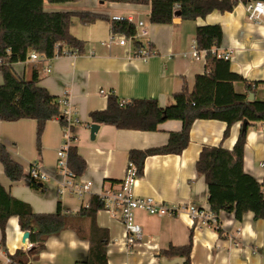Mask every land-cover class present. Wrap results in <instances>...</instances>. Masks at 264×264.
I'll list each match as a JSON object with an SVG mask.
<instances>
[{"label": "crops", "instance_id": "0c3cea01", "mask_svg": "<svg viewBox=\"0 0 264 264\" xmlns=\"http://www.w3.org/2000/svg\"><path fill=\"white\" fill-rule=\"evenodd\" d=\"M252 3L253 0L249 4L240 2L231 12L216 11L196 21H183L176 16L170 25L151 24L150 5L104 4L97 0L44 5L48 13L90 12L109 20L92 24L82 23L77 17L71 20V35L85 42V51L81 55L73 53L13 65L17 75L24 80L31 77L32 68L37 66L41 72L39 87L67 103L65 109L71 111L72 120L79 124L74 136L79 154L87 164L80 179L92 182L91 194L82 198L59 194V184L64 177L57 169V153L65 138L60 121L47 123L39 153L35 120L4 122L0 119V143L25 169V177L11 183L0 163V184L13 197L27 202L35 213L54 214L62 203L64 212L74 216L67 230L47 239L45 250L32 264L84 263L89 254V243L76 232L86 231L83 218L77 216L80 210L90 205L93 196L121 188L128 173L131 151L164 147L171 133L182 130V122L176 120L164 123L157 132L122 130L100 124L92 138L91 125L94 123L89 115L105 110L110 94L123 102L154 99L161 107H168L185 83L192 91L196 77L205 73L206 66V52L194 56L197 28L212 25L223 28L220 53L231 52V70L254 85V99L264 101V17L260 22L248 19L247 7ZM114 18L131 20L136 25L143 22L138 31L145 29L148 33L137 42L127 38L122 45L120 40L124 35L112 33L110 20ZM227 127L220 121H196L191 129L190 143L180 155H156L146 159L144 174L134 185L135 194L171 206L190 204L210 211L208 187L204 177L197 174L196 163L206 146L222 144L233 150L241 123L231 127L230 135L224 139ZM246 143L244 170L262 184L264 124L249 130ZM35 163L50 176L48 182L40 183L44 191L34 189L28 181L30 168ZM96 220L111 237L105 247L109 264H184V258L168 257L164 252L171 246L186 245L191 236V264H264V220H256L251 212L240 222L234 214L222 212L219 220L223 234L220 235L214 227L199 221L191 222L187 215L158 217L136 211L134 222L142 228V237L134 246L127 245L124 224L108 212L99 211ZM7 234L5 245L0 244V264H7V251H26L31 246L29 241L23 242L24 233L15 217L8 222ZM1 238L0 230V241Z\"/></svg>", "mask_w": 264, "mask_h": 264}, {"label": "trees", "instance_id": "16d2710c", "mask_svg": "<svg viewBox=\"0 0 264 264\" xmlns=\"http://www.w3.org/2000/svg\"><path fill=\"white\" fill-rule=\"evenodd\" d=\"M84 0H0V72L3 83L0 84V119L4 122L35 120L37 122V148L41 152V141L49 121L58 120L65 131L72 133L67 150L68 167L77 178H81L87 169L86 161L79 154L74 136L79 125L70 121L65 114V106L57 97L39 87L40 69L32 68L28 80L20 78L14 70L16 63L27 62L30 54L36 53L40 59L51 60L65 51L71 54H83L85 42L70 33L71 20L79 18L82 23L92 24L108 17L90 13L57 12L48 13L44 5L75 3ZM105 3L131 5H150L149 21L153 25H167L173 22L176 13L183 21H196L210 13L231 12L240 3L249 4L250 0H97ZM112 33L134 38L137 25L127 19L110 20ZM223 28L219 25L197 28L195 34L196 50L206 52L205 73L198 75L192 91L185 83L182 90L173 96V104L161 107L154 99H135L122 103L115 95L108 96L107 108L91 112V122L97 125L114 126L122 130L157 132L168 121H181L182 130L170 134L169 142L161 148L145 151L133 150L129 153L137 175L144 174L145 161L150 156L180 155L190 143V133L198 120H213L225 123L228 127L224 139L230 135L231 127L241 123L238 140L229 150L222 144L217 147L206 146L202 149L196 163L199 176L204 177L209 192L211 212L216 216V231L222 235L219 216L222 212L234 214L237 221L247 213H253L256 220H264V182L259 183L244 170L245 145L248 132L257 124H264V101L256 97L255 88L241 75L231 70L230 60L218 58L223 43ZM244 122L247 124L244 126ZM0 163L11 183L25 177L24 168L16 162L5 145L0 143ZM31 187L44 191L39 182L30 181ZM115 184V182H113ZM62 203L54 214L35 213L31 206L13 197L0 184V244L5 245L7 225L10 219L17 218L21 232L29 233L30 248L26 251H7V264H32L45 250L47 239L58 236L67 230L74 216L64 212ZM88 207L80 210L77 216L83 218L86 231L77 234L89 243L87 260L78 264H109L105 247L110 242L108 230L97 224L96 216L104 210L98 196H93ZM190 241L180 247L171 246L164 252L168 257L184 258V264H191L193 247Z\"/></svg>", "mask_w": 264, "mask_h": 264}, {"label": "built area", "instance_id": "2783aa9c", "mask_svg": "<svg viewBox=\"0 0 264 264\" xmlns=\"http://www.w3.org/2000/svg\"><path fill=\"white\" fill-rule=\"evenodd\" d=\"M248 19L252 22H260L264 17V2H254L247 7ZM114 20H122L120 18H114ZM130 22H132L130 20ZM136 25V24H135ZM144 25L143 22L137 24V34L134 38H131V41L137 42L142 37L147 35V30L138 31L139 27ZM114 38L111 37V40ZM127 42L125 36L121 37L120 43L123 45ZM213 53L220 59L229 61L231 59V52L229 53H220V51H213ZM71 53L65 51L63 55L55 56H64L70 55ZM194 56L198 57L199 53L195 48ZM40 57L36 53L30 54V60L37 61ZM125 103V102H122ZM62 104L66 107L68 106L65 101H62ZM65 114L68 116L71 121V111L65 109ZM73 121V120H72ZM72 133L68 130L65 131L64 144L62 148L57 153V169L63 175L64 179L59 184V194L75 196L82 198L85 195L91 194L92 182L83 181L80 178H77L73 172L68 167V156L67 150L71 143ZM264 166V165H263ZM29 171V180L39 183H45L50 180V176L45 172L41 171L38 164H33ZM127 174L125 179L122 182L121 188L119 190H107L102 192L98 197L104 205V210L108 212L113 218L121 221L127 231V245L134 246L138 240L142 237V228L134 222V213L136 211H144L152 216L164 217H183L187 215L191 222H201L206 224L208 227H218V221L213 212L201 210L190 204L171 206L165 204L164 202L157 201L150 197H141L135 194L134 185L136 180L139 178L137 171L132 164H129ZM88 207V205L86 206ZM8 262V260H7Z\"/></svg>", "mask_w": 264, "mask_h": 264}, {"label": "water", "instance_id": "95a60500", "mask_svg": "<svg viewBox=\"0 0 264 264\" xmlns=\"http://www.w3.org/2000/svg\"><path fill=\"white\" fill-rule=\"evenodd\" d=\"M253 1H254V2H257V1L264 2V0H253ZM175 16L179 17V16H180V13L177 12ZM249 100H250V101H253V100H254V95H253V94H251V95L249 96ZM246 124H247V122H244V126H245ZM98 130H99V125H97V124H93V125H91V135H92V138L95 137V134L97 133ZM29 236H31L29 233H24V234H23V242H24V243H25L26 241L29 240Z\"/></svg>", "mask_w": 264, "mask_h": 264}, {"label": "rangeland", "instance_id": "374dc122", "mask_svg": "<svg viewBox=\"0 0 264 264\" xmlns=\"http://www.w3.org/2000/svg\"><path fill=\"white\" fill-rule=\"evenodd\" d=\"M143 41H145V39H143Z\"/></svg>", "mask_w": 264, "mask_h": 264}]
</instances>
